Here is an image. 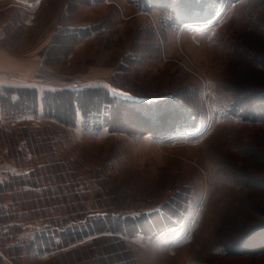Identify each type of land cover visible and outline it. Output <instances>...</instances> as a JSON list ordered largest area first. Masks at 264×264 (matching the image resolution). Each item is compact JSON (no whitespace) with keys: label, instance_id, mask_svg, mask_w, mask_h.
I'll return each instance as SVG.
<instances>
[{"label":"rangeland","instance_id":"374dc122","mask_svg":"<svg viewBox=\"0 0 264 264\" xmlns=\"http://www.w3.org/2000/svg\"><path fill=\"white\" fill-rule=\"evenodd\" d=\"M69 1L0 0L3 43L16 51L25 31L24 46L40 47L43 61L55 27H91L62 50L54 45L53 63L33 78L39 95L107 87L152 101L149 116L121 108L120 130H93L80 119L48 118L39 104L14 120L0 113V126L53 130L56 154L91 169L77 181L87 203L124 212L164 204L182 213L155 234L106 230L100 245L114 246L87 252L85 264H264V0H211L197 16L212 17L192 23L139 0ZM26 168L0 158V179ZM53 254L23 250L20 264H54ZM65 255L71 264L75 255ZM0 264L16 263L0 251Z\"/></svg>","mask_w":264,"mask_h":264},{"label":"trees","instance_id":"16d2710c","mask_svg":"<svg viewBox=\"0 0 264 264\" xmlns=\"http://www.w3.org/2000/svg\"><path fill=\"white\" fill-rule=\"evenodd\" d=\"M139 1L146 8L174 13L173 19L178 23L203 22L212 17L211 14L197 16L204 9H209L211 0ZM90 28L55 27L44 58L45 64L53 63L50 52L57 49L54 47L56 43L62 50V46L69 41L75 42L87 36ZM134 98L117 95L107 87L90 85L46 89L40 95L33 85H0V113L14 120L25 113H37L40 104L46 117L64 124H76L80 119V125L86 129L120 130V126L116 125L121 113L119 109L140 110L147 115L146 105L152 101L143 103ZM176 105H179L178 102ZM192 121L196 122L194 119ZM54 144L53 130L45 125L11 129L0 126V158H8L16 166H28L22 172L8 173L0 179V251L14 263L20 264L23 256L20 254L24 250L54 253L51 257L54 264L55 258L61 264H69L65 259L62 262L60 256L70 253L75 255L71 264H85L87 252L90 256L89 252L98 248L100 252L107 253L114 246L113 241L100 245L106 237L105 231H110V228L132 235L146 232L155 234L181 220L182 213H178L177 207L173 209L164 204L124 212L117 208L100 207L95 199L87 203L88 195L78 190L77 181L90 177L91 169L71 165L56 154ZM80 171L83 173L79 174ZM22 232H28V235L19 236ZM96 233L99 235L90 242L61 250L64 245L80 237ZM124 264H128V261Z\"/></svg>","mask_w":264,"mask_h":264},{"label":"crops","instance_id":"0c3cea01","mask_svg":"<svg viewBox=\"0 0 264 264\" xmlns=\"http://www.w3.org/2000/svg\"><path fill=\"white\" fill-rule=\"evenodd\" d=\"M24 32L17 40L16 51L10 44L3 43L4 35L0 33V85H33V78L44 76L46 66L41 49L39 51L40 47L35 45L26 49L22 39Z\"/></svg>","mask_w":264,"mask_h":264}]
</instances>
